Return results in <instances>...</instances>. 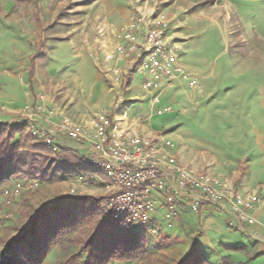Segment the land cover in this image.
Returning <instances> with one entry per match:
<instances>
[{
    "label": "rangeland",
    "instance_id": "374dc122",
    "mask_svg": "<svg viewBox=\"0 0 264 264\" xmlns=\"http://www.w3.org/2000/svg\"><path fill=\"white\" fill-rule=\"evenodd\" d=\"M36 1L0 0V124L31 125L52 132L64 120L85 126L102 109L110 111L113 117L116 109L128 103L129 85L131 95L139 93V77L134 76L130 84L131 69L121 72L106 65L116 60L113 49L116 51L120 30L141 16L161 17L168 23V42L177 48L178 64L189 74L192 83L177 79L170 83L180 81L179 84L162 93L161 104H171L174 110L171 118L177 117L180 107L178 101L171 103L164 99L166 93L175 98L178 92H183L186 98L194 99L193 112L204 115L198 122L210 123L212 114L229 110L228 104L220 103L230 98L231 82L246 79L262 84L264 81V0H38L37 4ZM36 6L45 27L40 35L32 18ZM43 39H46L47 59L36 63L32 95L29 56L36 54L35 45ZM104 50L109 51L107 55H101ZM115 70L119 71V82L115 80ZM149 107V102L143 101L129 110H138L134 116H147ZM168 119L169 116H153L146 124L159 122L157 132L163 138L181 143L182 135L176 136L167 131L168 127L164 128L165 124H160V120ZM180 122L184 130L199 138L200 130L193 129L188 119ZM67 145L77 147L71 142ZM108 194L107 181L93 170L68 175L63 180L38 182L24 181L14 175L0 188V238L17 236L15 228L21 227L24 212H41L64 197L91 199L95 205ZM159 212L142 231L148 242L146 256L140 262L128 264H175L199 242L200 230L196 227L201 213L183 212L169 222L163 210ZM102 214L103 218L94 220L105 221L103 208ZM184 216H188L186 221ZM79 230L80 233L68 237L85 240L89 233L93 234L86 221L79 224ZM224 238L230 244L245 242L239 233ZM4 242L0 244V256L6 249ZM209 252L211 262L221 258L215 264H221L228 255L244 254L219 244L210 246ZM256 252L257 247L251 246L248 256ZM77 253L82 260L87 254L81 252L77 240L71 244L65 242L54 246L42 264H59ZM211 262L207 260L208 264ZM246 263L247 260L243 264Z\"/></svg>",
    "mask_w": 264,
    "mask_h": 264
},
{
    "label": "built area",
    "instance_id": "2783aa9c",
    "mask_svg": "<svg viewBox=\"0 0 264 264\" xmlns=\"http://www.w3.org/2000/svg\"><path fill=\"white\" fill-rule=\"evenodd\" d=\"M168 31L169 25L161 17L141 16L132 19L117 35L116 54L134 56L132 74L141 76V88L153 93L155 104L171 81L178 79L192 85L189 74L178 64L177 48L168 42ZM114 74L119 82V71ZM28 129L35 141L53 153L68 149L107 181L109 194L102 208L121 229L143 231L160 210L171 222L182 207L201 214L223 210L234 214L241 224L254 223L252 212L260 202L257 195L241 196L234 186L214 175L194 174L180 166L173 153L174 143L163 136L118 132L106 109L85 126L64 120L52 132L31 125ZM68 142L77 147L68 146Z\"/></svg>",
    "mask_w": 264,
    "mask_h": 264
},
{
    "label": "crops",
    "instance_id": "0c3cea01",
    "mask_svg": "<svg viewBox=\"0 0 264 264\" xmlns=\"http://www.w3.org/2000/svg\"><path fill=\"white\" fill-rule=\"evenodd\" d=\"M108 52L104 50L101 55H107ZM115 52L114 48L113 53ZM133 62L134 56L131 54L116 55V60L112 64L108 63L106 67H114L123 72L132 69ZM134 76L139 77V93L131 95L130 85L126 88L128 103L116 109L112 117L117 131L134 136L156 138L162 136V133L157 132L160 127L159 122L156 125L146 123L153 116H169L167 121L160 120V124H165L164 128L168 127L167 131L183 137L181 143L174 144L173 150L180 166L194 174L204 172L214 175L225 184L235 186V190L241 196L257 195L260 202L252 212L254 219L252 225H242L234 214L227 211L209 210L202 213L196 228L200 230L199 247L204 256L208 257V262H211L209 247L219 244L223 247L244 246L245 255H228L231 260L241 263L246 262L251 246H255L256 253H262V255L254 260H247L246 264H264V81L262 84L246 79L231 82L230 98L220 103L226 106L228 104L229 110L221 114H212V122L202 123L198 122V119L204 115L201 112H193L194 99L186 98L183 92H178L175 98L170 96V93L164 95V99L171 103H175V100L179 102L180 111L176 113L177 117H170L174 114L171 104H161L162 93L169 88L172 89L174 84H179L180 81L166 85L159 95V103L155 104L152 101L153 93L141 88V76L133 74L130 84ZM143 101L149 102V114L134 116L138 110H131L136 103ZM167 108L170 111L164 112ZM184 119L189 120L188 124L192 125L193 129L200 130L199 138L183 129L184 124L180 121ZM183 212L186 215L189 213L186 207L181 208V213ZM187 217L184 216L185 221ZM233 233H239L246 244L243 241L233 244L225 242L224 237ZM220 259L215 263H218Z\"/></svg>",
    "mask_w": 264,
    "mask_h": 264
},
{
    "label": "trees",
    "instance_id": "16d2710c",
    "mask_svg": "<svg viewBox=\"0 0 264 264\" xmlns=\"http://www.w3.org/2000/svg\"><path fill=\"white\" fill-rule=\"evenodd\" d=\"M38 0L36 1L37 4ZM32 17L37 27L38 35L44 27L40 11ZM45 41L36 43V54L29 56V88L33 95V80L36 63L45 61ZM45 76V67L42 65ZM35 139L26 125L11 126L0 124V188L8 182L10 177L22 178L24 181H45L58 178L63 180L75 173L84 174L94 169L76 157L68 149H60L53 153L40 142L34 145ZM53 157V158H52ZM56 157V158H55ZM59 173V175H58ZM243 175V173H242ZM67 203V207L62 204ZM103 199L95 205L91 199L64 197L58 199L52 207L43 211L24 212L21 217V227L15 228L17 236H3L5 251L0 256V264H42L54 246L65 245V242H78L81 252H87L82 260L79 253L72 254L59 264H128L140 262L146 256L148 242L145 234L140 230H124L116 227L110 216L105 221H97L102 214ZM101 205V207H100ZM105 216V215H104ZM86 221L92 227L93 234L85 240L72 239L71 233H80L79 224ZM96 221V222H95ZM100 245V247H98ZM230 251L245 252L244 246L225 247ZM92 249V251H91ZM89 251V252H88ZM262 253L247 256V260H254ZM82 260V261H81ZM175 264H208L207 259L198 243L191 252ZM221 264H243L235 262L230 257H224Z\"/></svg>",
    "mask_w": 264,
    "mask_h": 264
}]
</instances>
